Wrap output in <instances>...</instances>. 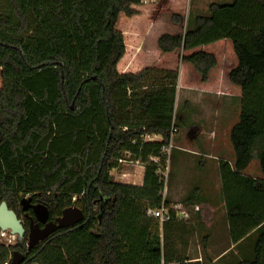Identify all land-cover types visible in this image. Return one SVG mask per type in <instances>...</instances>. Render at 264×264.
Masks as SVG:
<instances>
[{"label": "trees", "instance_id": "trees-1", "mask_svg": "<svg viewBox=\"0 0 264 264\" xmlns=\"http://www.w3.org/2000/svg\"><path fill=\"white\" fill-rule=\"evenodd\" d=\"M1 1L0 205L20 220L25 197L51 217L75 204L84 219L36 247L28 225L14 246L0 230V264H13L15 253L21 264H188L165 253L162 232L189 233L150 164H164L179 85L241 99L230 132L235 162L220 161L219 174L231 242L238 248L258 234L252 257L237 264H264V179L242 174L256 156L264 176V2L214 3L189 29L178 13L149 29L142 10L152 6L143 0ZM159 24L174 34L158 32L145 62ZM156 136L162 141H145ZM125 154L144 166L142 186L114 182ZM200 194L193 189L183 204H195L198 223L211 226ZM162 206L171 219L161 226L146 213Z\"/></svg>", "mask_w": 264, "mask_h": 264}, {"label": "rangeland", "instance_id": "rangeland-1", "mask_svg": "<svg viewBox=\"0 0 264 264\" xmlns=\"http://www.w3.org/2000/svg\"><path fill=\"white\" fill-rule=\"evenodd\" d=\"M261 2H264V0H259ZM234 2V0H154V3H151L150 5L152 7H147L149 4H144L142 7L146 6L147 9H143L144 11L142 14L143 16H146L149 24L147 25L149 29L150 27L156 26L159 22H165L168 23L171 21V16L175 13L180 14L181 16H184L185 23L188 24V29L191 27L190 20L194 18V16L202 13L204 15L205 13H208L209 6L211 4H231ZM0 15L8 17V12L6 11V5L4 1L0 0ZM139 20V19H138ZM145 19H140L142 25L145 23ZM125 27V24L123 25ZM166 30L172 34H174L173 30L170 29V25L167 24H159L157 25L156 29L152 33V37L149 41H151L148 44V55L146 57L145 62H150L155 56L154 54V45L152 44L154 42V39H156V36L158 32H162L163 30ZM33 27L30 26V28L24 33V36H29L32 34ZM139 34L146 35V33L139 32ZM142 35V36H143ZM139 37H141L139 35ZM229 51L224 47V51L221 52L222 57V63L225 65L226 60L230 59V56L228 55ZM144 61V60H143ZM228 70L227 65H225V69ZM191 92H184V89L181 90L180 94L178 95L176 101V108H175V127L177 130L176 136L174 141H176L179 137H184L186 134L189 136V132L192 135V137H189V139H194L197 135L198 131L194 129L195 126H193L192 123V117L197 120H199L201 117L205 116L206 110L205 108H210L211 103L209 101H216L215 98L221 99L220 101H241L239 97L228 95V94H219L217 96H207L199 93L198 95L190 94ZM218 100V101H219ZM190 101H202L197 105V107L190 111L189 102ZM204 106H206L204 108ZM193 112V113H192ZM234 115H231L230 120L232 121V118ZM194 132H193V131ZM147 139V138H146ZM192 144H189L190 146ZM227 150V148H225ZM173 153V150H172ZM228 154V153H227ZM228 156V155H227ZM124 160L120 162V167L117 170H114L111 172V176L114 180V182L123 184V185H129V186H142L143 179H144V166L141 163H137L135 161H131L130 156L124 155ZM196 158V159H195ZM188 159V163L186 166L192 167L193 165L196 167H201L202 170L206 169V173L208 172V176L210 178L209 180V186L204 187L205 190L208 192L207 196L214 197V195H217V189L219 186L216 185V165L217 161L215 160H204L203 157H195ZM194 159V160H193ZM170 163L168 167V171H165L166 176L168 175V180H165V189L163 192V197L167 201H172L173 199V192L171 191L172 181L174 177V170L178 171L179 173L183 172L182 169V162L180 159H178L175 154H171ZM244 176L251 177L253 179L263 180L264 176L261 172L259 161L255 156V159L253 162H251L250 167L248 170H245L242 173ZM183 179V178H182ZM183 185H181L182 188ZM182 190V189H181ZM192 191V190H191ZM179 194V191H177ZM177 195V194H176ZM184 197V196H183ZM29 198V197H25ZM180 198L178 202L181 201ZM178 200V199H177ZM219 210V209H218ZM208 215V213H207ZM206 215V216H207ZM208 220V216H207ZM218 222V219L213 218L211 220V226L203 225L202 228L200 227V224L198 223V220L196 221L195 225L192 224H185L187 227V231L189 233V236L183 237V234L181 236V239L177 236L171 235V233H163L164 234V241L166 242V249L165 253L168 255H172L173 258L175 257L176 260L183 259L184 257L187 258V254L190 258L197 259L200 257H208L207 249L209 248L210 244L216 242L223 241L224 238L221 235L220 237H217L214 232L211 231L212 225L216 222ZM178 221V220H177ZM216 222V223H217ZM216 236V237H215ZM2 243L6 245H16L20 242L19 236H13L11 232L7 231L5 233V236L2 238ZM187 244V247H185L186 250H184L183 244ZM165 244V243H164ZM189 248L191 250L189 251ZM194 261V260H193ZM204 264H210V261H207L204 259ZM36 264V263H33ZM189 264V263H188Z\"/></svg>", "mask_w": 264, "mask_h": 264}, {"label": "crops", "instance_id": "crops-1", "mask_svg": "<svg viewBox=\"0 0 264 264\" xmlns=\"http://www.w3.org/2000/svg\"><path fill=\"white\" fill-rule=\"evenodd\" d=\"M143 3L150 5L151 3H154V0H143ZM204 14L207 13L204 12ZM183 89L184 92H191L192 94H194L195 92V95H198L199 93L207 96H217L219 94H222L217 92H206L202 90L183 88L179 85L177 88V97ZM215 99L216 101H209L211 103L210 108L207 109L205 108L206 106H204L206 110L205 116L201 117L197 121L195 117H192L191 124L195 126L194 129L198 131L195 138L189 139V136H187L186 134L184 137H179L176 141H174L173 146L172 154H175V156H177L178 159H180V161L182 162L183 167L181 171L183 172V175L182 173L174 170V177L171 186V191L173 192V199L170 202L171 205L175 206L177 204H183L184 199L191 190L199 189L201 191L200 198L210 206L211 210L213 211L212 216L215 219H218V222L216 220L217 223L215 222L212 225L211 231L214 232L217 237L223 235L222 237L224 238L223 241L210 244L209 248L207 249L208 257L199 256L197 259H193L190 258L187 254V258L184 257L183 259H185L186 263L189 264H204V259L210 261L213 264H237L245 258L252 257L255 244L258 239V234L254 233L249 238V240L240 244V247L238 248V245H234L230 240V231L226 217L222 184L219 174V162L222 160L228 161L230 164H234L235 162V154L230 141V132L233 126H235L239 122L241 102L220 101L221 99ZM177 102L178 101H176V103ZM200 102L202 101H190L188 103L190 111H193L197 107V105H200ZM231 115H234L232 121L230 120ZM174 124H176L175 119ZM145 141L161 142L162 139L156 136L147 138ZM189 144L192 145L188 146ZM225 148H227V150ZM200 156L203 157L206 161H217L215 178L216 185L219 187L217 189V195H214V197H208V192L204 188L209 186L210 180L208 172L206 173V169L202 170L201 167H196L194 165L192 167L186 166L188 163V159ZM248 168L246 170H248ZM181 185H183L182 188ZM177 191H179V194L177 193ZM180 198L183 199L178 202ZM186 207L190 209L191 213H194L196 209L195 204L187 205ZM200 227L202 228L201 225ZM183 247L184 250H186V242L185 244H183ZM190 250L191 248H189V251Z\"/></svg>", "mask_w": 264, "mask_h": 264}, {"label": "water", "instance_id": "water-1", "mask_svg": "<svg viewBox=\"0 0 264 264\" xmlns=\"http://www.w3.org/2000/svg\"><path fill=\"white\" fill-rule=\"evenodd\" d=\"M73 108V107H72ZM22 211L28 212L32 210L39 223L46 225L44 229H31L29 235V247H34L39 242L43 241L48 237L54 230L58 228H63L65 226H73L78 222L82 221L84 216L78 209L68 208L63 211V217L58 220L59 225L55 226L52 223L47 224L49 219L48 209L41 204L33 205L31 198H24L21 201ZM0 230L5 233L7 231L11 232L14 236L21 237L24 234V228L21 221L18 219L17 215L9 210L7 204L3 202L0 205ZM23 257L15 253L13 264H21Z\"/></svg>", "mask_w": 264, "mask_h": 264}, {"label": "built area", "instance_id": "built-area-1", "mask_svg": "<svg viewBox=\"0 0 264 264\" xmlns=\"http://www.w3.org/2000/svg\"><path fill=\"white\" fill-rule=\"evenodd\" d=\"M176 133H177V130H176V127L174 125L173 129L171 131L169 144H168V146H164L162 148V151H161L162 156L165 157L164 164H162V161H160L159 158H150V164H154L156 166H159L158 174L163 176L166 181L168 180V175L166 176L165 171H168L169 163L171 161L170 158H171V154H172V150H173V146H174V139H175ZM127 156H130V155L127 154ZM120 162H122V161H120ZM137 163H139V162H137ZM160 163L162 165H160ZM77 201H79V198L73 199V202H77ZM170 210L173 211L175 218L178 221L184 222L186 224H189V223L192 225L196 224V220H197L196 209H195L194 213H191V211H190V209H188V207L184 206L183 204H177V205L173 206ZM170 210L166 209L164 206H162L158 210L149 209L147 211L146 215L150 219L159 222V224L162 226L164 223L168 222L171 219L170 212H169ZM5 233H3V232L1 233V238L3 236H5ZM7 246H9V245H7ZM9 263L10 262L8 261L6 264H9Z\"/></svg>", "mask_w": 264, "mask_h": 264}, {"label": "flooded vegetation", "instance_id": "flooded-vegetation-1", "mask_svg": "<svg viewBox=\"0 0 264 264\" xmlns=\"http://www.w3.org/2000/svg\"><path fill=\"white\" fill-rule=\"evenodd\" d=\"M33 205H37V204H33ZM74 209H78L79 211H81V209L78 206H75V204L73 205ZM49 211V210H48ZM63 217V213L61 214L60 217H51V214L49 212V219L47 221V224L52 223L55 226H58V220L61 219ZM84 219V218H83ZM21 224L24 226H29V235H30V231L31 229H44L46 227V225H42L41 223H39L34 215V212L32 210H29L28 212H22L21 218H20ZM81 222V221H80ZM79 223V222H78ZM71 226H65L63 228H58L56 230H54L48 237H46L43 241L39 242L37 245H35L34 247L43 244L52 234H54L55 232H58L60 230H63L65 228H68Z\"/></svg>", "mask_w": 264, "mask_h": 264}]
</instances>
